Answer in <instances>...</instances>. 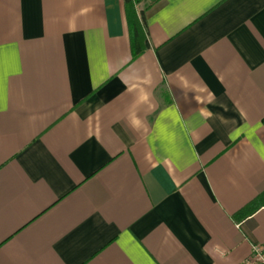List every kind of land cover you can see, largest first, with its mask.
<instances>
[{"label":"crops","instance_id":"0c3cea01","mask_svg":"<svg viewBox=\"0 0 264 264\" xmlns=\"http://www.w3.org/2000/svg\"><path fill=\"white\" fill-rule=\"evenodd\" d=\"M0 0V264H242L264 248V0Z\"/></svg>","mask_w":264,"mask_h":264},{"label":"trees","instance_id":"16d2710c","mask_svg":"<svg viewBox=\"0 0 264 264\" xmlns=\"http://www.w3.org/2000/svg\"><path fill=\"white\" fill-rule=\"evenodd\" d=\"M129 26L131 54L133 58L140 56L147 48L145 32L134 13V5L137 0H124Z\"/></svg>","mask_w":264,"mask_h":264},{"label":"built area","instance_id":"2783aa9c","mask_svg":"<svg viewBox=\"0 0 264 264\" xmlns=\"http://www.w3.org/2000/svg\"><path fill=\"white\" fill-rule=\"evenodd\" d=\"M242 264H264V248L259 245H253L250 256Z\"/></svg>","mask_w":264,"mask_h":264}]
</instances>
